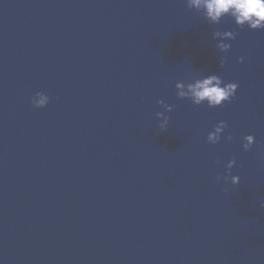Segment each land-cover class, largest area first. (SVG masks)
<instances>
[{"label": "water", "instance_id": "obj_1", "mask_svg": "<svg viewBox=\"0 0 264 264\" xmlns=\"http://www.w3.org/2000/svg\"><path fill=\"white\" fill-rule=\"evenodd\" d=\"M210 73L234 99L177 98ZM262 201L264 30L185 0H0V264H264Z\"/></svg>", "mask_w": 264, "mask_h": 264}, {"label": "clouds", "instance_id": "obj_2", "mask_svg": "<svg viewBox=\"0 0 264 264\" xmlns=\"http://www.w3.org/2000/svg\"><path fill=\"white\" fill-rule=\"evenodd\" d=\"M185 2L189 9L200 13L210 25H219L223 18L229 17L239 28L247 26L250 30H264V0H185ZM235 38L236 33L232 30L216 29L212 33V39L216 41L215 48L220 53H228L231 44L226 41ZM225 60V56L219 57L221 67L225 64ZM243 60L244 58L240 57L241 63ZM175 89L179 99H187L196 106L206 104L209 108H216L234 99L238 84L225 82L218 74L210 73L192 77L187 81H178L175 83ZM49 99L46 93L36 92L31 97L30 103L34 108H44L48 105ZM157 103L164 109L155 113L159 121L158 128L160 132H167L170 117L166 113L172 112L174 106L166 104L163 100ZM226 127V122H218L208 133L207 142L219 143ZM225 139L230 141L232 136L228 135ZM242 140L245 151L250 150L255 142L251 134L243 136ZM235 164V159H231L224 166L226 174L223 179L232 185L240 183V177L231 173ZM260 207L264 208V201L261 202Z\"/></svg>", "mask_w": 264, "mask_h": 264}]
</instances>
